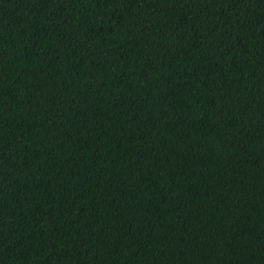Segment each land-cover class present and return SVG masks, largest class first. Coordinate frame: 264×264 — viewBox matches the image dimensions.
Returning a JSON list of instances; mask_svg holds the SVG:
<instances>
[{"label":"trees","instance_id":"1","mask_svg":"<svg viewBox=\"0 0 264 264\" xmlns=\"http://www.w3.org/2000/svg\"><path fill=\"white\" fill-rule=\"evenodd\" d=\"M0 264H264V0H0Z\"/></svg>","mask_w":264,"mask_h":264}]
</instances>
